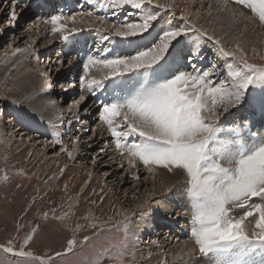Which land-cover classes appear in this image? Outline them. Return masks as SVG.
<instances>
[{
    "label": "snow or ice",
    "instance_id": "1",
    "mask_svg": "<svg viewBox=\"0 0 264 264\" xmlns=\"http://www.w3.org/2000/svg\"><path fill=\"white\" fill-rule=\"evenodd\" d=\"M230 2L249 9L264 25V0H223L222 10L231 11L235 21L244 13L230 9ZM47 3L9 0L0 35L4 26L15 28L33 4L43 8ZM85 3L88 8L78 2L69 11H65L67 4L59 9L49 5L47 14L34 20L37 29L42 23L51 36L68 46L56 55L53 68L39 73L42 90L58 86L67 94L49 99L52 109L63 105L60 114L45 125L42 119L29 116L19 100L5 95L0 97V119L7 105H12L28 121L38 124L31 131L39 133L43 128L40 134L50 136L51 145L59 146L69 159L84 148L93 149L94 166L114 145L137 182L142 179L138 166L153 176L160 170L182 173L187 210L161 216L151 207L153 203L167 207V198L177 189L175 183L162 181L159 189L154 187L138 204L140 214L154 219L175 215L177 222L178 215L189 216L190 254L198 253L203 264H264V64L251 62L239 43L228 48L221 38L198 27L187 9H181L177 17L175 0ZM125 9L130 10L121 18ZM84 17L110 27H77L85 23ZM177 18L180 23H175ZM85 32L95 36L91 44ZM206 46L215 59L200 67ZM19 54H31L39 60L35 42L12 49L13 57ZM95 69L103 74L97 77ZM53 75L65 78L53 84ZM24 100L31 102L27 96ZM93 107L98 109L96 123L109 140L101 142L92 134L96 128L89 121ZM64 109L71 118H65ZM77 123L81 127L69 137V147L63 137L72 133ZM96 144L99 147L94 149ZM119 167L124 169L125 164ZM2 179L6 182L10 178L5 174ZM159 196L164 199L157 200ZM44 218L48 219L47 213ZM52 219L63 222L65 217L56 216L53 209ZM21 227L17 224L16 235L0 245V251L7 254L0 257V264H103L105 259L112 264H132L140 231L131 226L128 215L115 222L94 219L85 226L93 230L91 237L80 241L70 238L63 251L44 258L30 248L37 228L20 237ZM9 256L18 259L9 260Z\"/></svg>",
    "mask_w": 264,
    "mask_h": 264
},
{
    "label": "rangeland",
    "instance_id": "2",
    "mask_svg": "<svg viewBox=\"0 0 264 264\" xmlns=\"http://www.w3.org/2000/svg\"><path fill=\"white\" fill-rule=\"evenodd\" d=\"M175 1L179 5L186 6L182 0ZM8 2V0H0V4H3V7H0V25H4L7 18L10 8ZM189 2H192L194 14L206 15L207 17L211 13H213V16L217 13L221 15V5L217 3L210 4V0H206L205 3L204 0H190ZM220 2L223 4V0H220ZM55 3L49 2L50 5ZM76 3L77 1L74 2V5ZM79 3L82 4L83 2ZM230 4L250 18L244 16L242 28L240 26L239 29L229 32L225 28L229 27V24L221 22L218 26L214 27V29L219 28L218 33L216 32L215 35L221 38L228 48H234L239 43L246 50L251 62L264 64V44L261 41L264 39V25H261L258 19L253 18V14L249 9L231 2ZM46 9V6L44 8L36 7L35 9V5L33 4L32 10L22 16L15 28L4 26V34L0 35V97L5 95L10 99L16 97L15 99L20 101L24 107V111L29 116L34 115L38 120L42 119L45 125L50 118L48 119L46 114H40L42 110L44 112L55 110L57 115H59L63 108L62 104L58 105L55 109L50 108L48 106L49 99H55L57 96H67L58 86L42 90L43 81L39 73L53 68L56 55L63 49L62 45L56 43L57 37L51 36L49 31L40 28L44 26L42 23H39L38 29L34 27L35 17L43 15ZM129 10L125 9L122 11L120 17L122 18L126 15ZM110 19H116V17H110ZM84 21H95L97 24H100L98 20L91 17H84ZM175 23H180L178 18ZM84 25L80 24L77 27H85ZM103 26L110 27V24L105 23ZM29 28H32V32L27 30ZM83 35L88 37L90 44L95 40V36L91 35V33L86 32ZM13 36L15 40L11 39ZM74 39L80 40L81 37H74ZM41 41H43L42 44ZM33 42L38 46L39 60L30 54H19L15 57L11 55L14 47L24 48ZM67 49L68 46L66 45V48L64 47L63 50L67 51ZM205 53L209 56L206 57L205 54L204 65H199L200 67L206 66L215 59L207 46L205 47ZM94 71L97 77L103 74L100 69H95ZM18 78L24 82L25 87V92H21V94L17 86ZM64 78V75H53V84L57 80L63 81ZM25 96L29 97L30 103L24 100ZM97 111L98 109L93 107V114L89 117V121L90 125L96 124V128L92 133L93 136H99L102 142L103 140H109L110 137L96 123L95 113ZM64 114L66 119L71 118V114L66 109H64ZM12 116L17 117V119H10ZM24 124H28L30 127H25L23 126ZM17 126L23 130L17 132L19 135L14 133ZM37 126L38 124L28 121L12 105H7L5 116L0 119V245H6L7 241L16 235L17 224L22 226L19 233L20 237H23L35 227L37 228V232L30 248L34 251V254L47 258L48 255H52L57 251H63L67 240L70 238L80 241L84 236L91 237L93 230L85 226L89 225L94 219L97 221L110 219L115 222L122 220L125 215H128L131 226L133 228L137 227L136 219L139 218V216L136 217V213L138 212L137 206L143 201H139L136 203L137 205H134L133 199L131 203L127 204L122 198L126 191L127 193L129 192L131 185H141V182L135 183L131 178L130 173L133 170L127 169L126 161H119L121 159L120 156L116 157L117 159L115 158L117 152L114 145L107 152V155L100 158L99 163L94 166L91 164V158L96 155L93 149L84 148L80 153L74 154V159H69L66 153L59 150V146L54 147L51 145L50 136L40 134L43 132V128L40 129L39 133L30 130V128ZM66 127L64 126V129ZM80 127L81 125L77 123L73 126L72 133L64 135L63 139L69 147H71L69 137ZM64 129H61V131ZM257 130L253 129V131ZM21 133L24 135L22 136ZM83 135L87 136L88 134L84 133ZM27 137H32V139H28ZM18 146L21 147L19 148ZM98 147L99 144L94 145V149ZM22 150H24V155L18 156V153ZM121 163L125 164L124 169L119 167ZM61 169H64V171L61 172ZM140 169L144 168L141 166ZM18 173L23 174L19 175ZM85 173L92 174L89 183L85 181ZM104 173H107V175H104ZM5 174L10 178L6 182L2 179ZM140 174L143 175V172H140ZM49 177H53V179H49ZM147 177L148 175L145 174L141 179V181H145L144 187L141 190L142 195L147 194L145 193L146 189L151 190L153 188L152 176ZM125 182L129 183L128 186H125ZM179 182L183 183L181 179ZM17 185L20 186L18 187ZM65 185H67V189H65ZM129 195L130 197L132 196V194ZM172 198L174 201L180 199L182 202L184 196H173ZM142 199L141 197L139 198V200ZM53 209H55L56 216L65 217L63 222L52 219ZM45 213L48 214V219L44 218ZM65 213H67L66 216ZM85 217L88 219H85ZM171 219L167 218V221H171ZM180 219H178L179 224L174 217L172 221H175L178 226L181 224ZM189 219V216H187L185 221ZM78 226L79 230H77ZM174 234L180 233L175 231ZM170 237L168 243L170 242L169 245L172 252H175L181 242L187 238H185V235L175 237L173 234ZM157 248L154 244L151 246L146 245L145 240L138 236L135 259L132 264H145L141 262L142 260H137L138 252L142 253V251L145 252L147 249H152L155 252ZM5 255L7 254L0 251V257ZM12 259L18 258L9 256V260ZM58 264H61V262L58 261ZM103 264H112V261L105 259Z\"/></svg>",
    "mask_w": 264,
    "mask_h": 264
},
{
    "label": "bare ground",
    "instance_id": "3",
    "mask_svg": "<svg viewBox=\"0 0 264 264\" xmlns=\"http://www.w3.org/2000/svg\"><path fill=\"white\" fill-rule=\"evenodd\" d=\"M76 1H77V3L78 2H83L84 5H85V7L87 6V4L85 3V0H48V3L45 5L47 7V9H46V11L43 12V15H45V13L47 14L48 6L50 5L49 2H53V3L56 2L57 5L55 3V4H52L51 6H54L57 9H59L60 7H62V6H64V5L67 4L68 7H65V11H66V10H69V9L70 10L71 9H74V6H75L74 5V2H76ZM182 1H183V4H185L186 6L179 5L178 2L175 1V5H176V9L175 10L177 12V17L179 16V13H180L181 9H187L189 11L190 15L193 17V22L196 23L198 27H201L203 29H206L210 34H215L216 32L218 33L219 28L214 29V27L215 26H218V24H220L221 22H223V23L225 22L226 24L227 23L229 24V27H225L226 30H228L227 32H229L231 30H237V29L240 28V26L242 28V22H244V21H242V19H244L245 17H248V16H245L244 15L245 17L244 16L243 17H239L237 20L234 21L232 19V12L231 11L222 10L223 4L220 2V0L219 1L210 0V4H216L217 3V4L221 5V10H220L221 15L217 13L215 16H213V13H211L210 16L208 15V17L206 15L194 14L193 13V10H192L193 5L191 4L192 2H189L190 0H182ZM205 1L206 0H204V3H205ZM165 2H167V0H161V3H165ZM229 8L235 10L237 13H240L241 12L239 9H237L235 6H232L231 4L229 5ZM35 9H36V5H35ZM248 18H250V17H248ZM255 22H256V20H255ZM84 24H85L84 26L86 28L89 25L92 26L93 28H95V27H100L102 29L103 28H109V27H104L101 24H97L95 21H86ZM79 25L80 24H77L76 26H79ZM40 28L42 30L46 29L45 26L40 27ZM31 32H32V30H31ZM243 34H245V33H243ZM261 41L264 44V39L261 40ZM56 43L59 44V45H62V48L63 49H64V47L66 48V45L64 44V42H62L58 38H57ZM11 48H13V47H11ZM205 54H206V57L209 56L207 53H205ZM200 65H204V60L200 63ZM34 82H35V80H34ZM17 86H18V89L20 90V94H21V92H25L24 82L22 80H20L19 78H18ZM33 86H36V85H33ZM1 87H3V85H1ZM40 114H42V115L46 114L47 118L48 119L49 118L50 119L52 118V120H55V118L57 116V112H55V110L54 111L53 110L46 111V112H44V110H42ZM65 114H67V113H65ZM65 114H64V116H65ZM68 115H70V114H68ZM68 115H67V117H68ZM8 123H10V122H8ZM21 130H22V128L19 127V126H17L15 128V130H14V133L17 134V132H21ZM17 135H19V133ZM18 147L20 148L21 146H18ZM18 154H19L18 156H23L24 155V150L20 151ZM62 154H64V153H62ZM108 155H110V154H108ZM113 157H114V155H113ZM116 157H119V153L118 152L115 155V158ZM115 158H114V161H115ZM119 161H121V159ZM140 167L141 166H138V172H139V175L141 177L143 175H145V174L148 175L147 178H149L150 176H152L151 179L153 181V188L155 187V188L159 189L160 183L162 181H168L169 183H175L177 185V189L175 190V192L173 193V195L171 197H168L167 198L169 200V204L167 205V207H165L164 205L159 204V203H153L151 205L152 208L158 209L160 211V215L161 216H163L165 213H170V212H175V213L179 214L181 212V210H187V201L185 200V198L182 199V202L180 201V199L179 200L176 199L174 201L173 198H172L173 196L180 197V195L181 196L183 195V189L185 187V184H184L185 176L182 173H177L175 175H172V174L166 173L164 170H160V171L157 172V174L155 176H153L150 173H148V171L145 168L144 169H140ZM140 172H143V175H141ZM84 177H85L86 183H89L90 180H91L92 174L91 173H85L84 174ZM180 179H181V181L183 183H180L179 182ZM134 182L137 183V181H134ZM139 182H141V185L140 184L139 185L136 184L135 187L131 185L130 186V190L131 191L129 190L128 193L126 191L125 195L124 196L122 195L123 196L122 199H124L125 202H127V204L128 203H131L132 202L131 200L133 199L134 200L133 201V204L134 205H137L136 204L137 202L144 201L146 198L149 197V193L152 191L153 188L151 190L146 189L145 190L146 192L145 191L144 192L147 193V194L146 195H142L141 194V190H142V187H144L145 181H141L140 180ZM128 184H129L128 182H125V186H128ZM157 184H158V186H157ZM129 194H132V196L130 197ZM140 197L143 198V199L142 200H139ZM156 199L157 200H161V199H164V197L163 196H159ZM136 214H137L136 217L139 216V218H137L136 220H137V227H139V229H140V231L137 233V235L139 237H141L143 240H145V244L146 245L148 244V245L151 246V245L154 244V243H152V241H156V243L154 245L158 247L157 249H155V252L152 249H147L145 252L142 251V253L141 252H138V254H139V255H137V260L138 261L142 260L141 262H143L145 264H203L202 258L199 257V254L198 253L195 254V255L190 254V250L192 249L193 245L191 243L190 236L188 234L189 228H188L187 223H186L187 221H185V219H187V216H185V215H178V219L182 218L183 221H182V219H180V221H181L180 223L181 224L177 226L176 222L175 221H172L173 217H174L175 220H177V216H175V215H173L171 217L169 216L168 218L169 219L172 218V219H171V221H167V219H160L159 217H156L154 219L152 217L142 216L139 213V211ZM178 224H179V222H178ZM177 227H179L180 229L177 228ZM175 231H178L180 234H174ZM172 234L175 237H178L179 235L180 236H184L185 235V238L187 237L186 240L183 241V242H181V244L179 245V247L176 248L175 252H172L171 251V247L169 245L170 242L168 243V241L171 238L170 236H172ZM181 256H183V260L182 261L180 259Z\"/></svg>",
    "mask_w": 264,
    "mask_h": 264
}]
</instances>
